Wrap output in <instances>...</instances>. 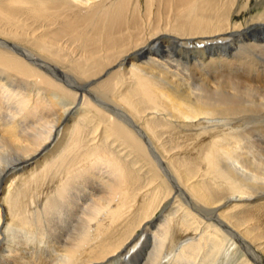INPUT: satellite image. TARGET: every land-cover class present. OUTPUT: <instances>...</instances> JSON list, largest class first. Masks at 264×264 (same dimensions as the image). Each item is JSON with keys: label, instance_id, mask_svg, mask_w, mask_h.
<instances>
[{"label": "bare ground", "instance_id": "obj_1", "mask_svg": "<svg viewBox=\"0 0 264 264\" xmlns=\"http://www.w3.org/2000/svg\"><path fill=\"white\" fill-rule=\"evenodd\" d=\"M0 264H264V0H0Z\"/></svg>", "mask_w": 264, "mask_h": 264}, {"label": "rangeland", "instance_id": "obj_2", "mask_svg": "<svg viewBox=\"0 0 264 264\" xmlns=\"http://www.w3.org/2000/svg\"><path fill=\"white\" fill-rule=\"evenodd\" d=\"M228 258H229V257H228ZM228 258H227V259H228ZM232 260H233V259H232ZM235 260H236V259H235ZM226 262H227V261H226ZM230 263H231V262H230ZM232 263H233V262H232Z\"/></svg>", "mask_w": 264, "mask_h": 264}]
</instances>
